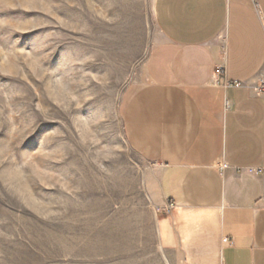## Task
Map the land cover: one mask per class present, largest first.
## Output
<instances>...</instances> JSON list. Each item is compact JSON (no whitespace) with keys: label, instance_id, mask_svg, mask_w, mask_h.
<instances>
[{"label":"rangeland","instance_id":"rangeland-1","mask_svg":"<svg viewBox=\"0 0 264 264\" xmlns=\"http://www.w3.org/2000/svg\"><path fill=\"white\" fill-rule=\"evenodd\" d=\"M154 0H0V264H165L122 107Z\"/></svg>","mask_w":264,"mask_h":264},{"label":"crops","instance_id":"crops-1","mask_svg":"<svg viewBox=\"0 0 264 264\" xmlns=\"http://www.w3.org/2000/svg\"><path fill=\"white\" fill-rule=\"evenodd\" d=\"M159 37L123 104L157 175L165 264H264V0H154ZM243 82L242 86L234 85Z\"/></svg>","mask_w":264,"mask_h":264},{"label":"built area","instance_id":"built-area-1","mask_svg":"<svg viewBox=\"0 0 264 264\" xmlns=\"http://www.w3.org/2000/svg\"><path fill=\"white\" fill-rule=\"evenodd\" d=\"M236 86H242L243 82H235ZM254 92L258 94L259 96H262L264 98V79H260L258 84L252 87ZM249 171L252 173H261L264 172V169L261 167H254V168H249Z\"/></svg>","mask_w":264,"mask_h":264}]
</instances>
